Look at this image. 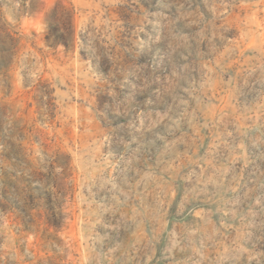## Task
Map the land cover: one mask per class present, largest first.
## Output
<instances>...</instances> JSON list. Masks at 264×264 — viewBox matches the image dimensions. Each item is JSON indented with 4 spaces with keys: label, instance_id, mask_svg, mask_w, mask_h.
Returning a JSON list of instances; mask_svg holds the SVG:
<instances>
[{
    "label": "rangeland",
    "instance_id": "obj_1",
    "mask_svg": "<svg viewBox=\"0 0 264 264\" xmlns=\"http://www.w3.org/2000/svg\"><path fill=\"white\" fill-rule=\"evenodd\" d=\"M40 1L0 0V264H264V0Z\"/></svg>",
    "mask_w": 264,
    "mask_h": 264
},
{
    "label": "trees",
    "instance_id": "obj_2",
    "mask_svg": "<svg viewBox=\"0 0 264 264\" xmlns=\"http://www.w3.org/2000/svg\"><path fill=\"white\" fill-rule=\"evenodd\" d=\"M21 6L19 12L22 14H31L37 10L40 0H20ZM46 33L44 36L45 42L48 45H54L61 43L66 48L75 43V31L66 17V12L63 9L55 6L50 13V17L46 18ZM13 43H17L18 40L12 36ZM27 73H23V85L29 87L33 93V99L35 100L38 112L40 115L47 116L51 119L53 116V103L54 100V88L52 83L47 79H43L39 76L36 81L28 79ZM47 165H40L34 168L33 174L37 178L39 184L42 185V192L36 196L31 193L28 195L30 200L44 198V208L46 210V217L50 224L57 226L64 220V213H62L61 205L58 204L60 198L56 193L52 192L49 188V182L52 177L62 180L63 172L55 171L56 164L58 163L57 155L52 156L47 161Z\"/></svg>",
    "mask_w": 264,
    "mask_h": 264
}]
</instances>
